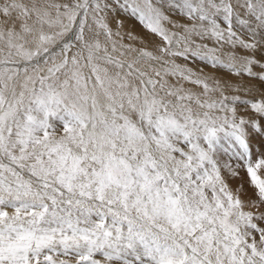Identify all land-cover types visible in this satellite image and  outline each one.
I'll list each match as a JSON object with an SVG mask.
<instances>
[{
	"label": "snow or ice",
	"instance_id": "6c2138e0",
	"mask_svg": "<svg viewBox=\"0 0 264 264\" xmlns=\"http://www.w3.org/2000/svg\"><path fill=\"white\" fill-rule=\"evenodd\" d=\"M0 264H264V0H0Z\"/></svg>",
	"mask_w": 264,
	"mask_h": 264
},
{
	"label": "bare ground",
	"instance_id": "6f19581e",
	"mask_svg": "<svg viewBox=\"0 0 264 264\" xmlns=\"http://www.w3.org/2000/svg\"><path fill=\"white\" fill-rule=\"evenodd\" d=\"M126 26H129V29L133 30L136 34L141 35V36H145V39H149V37L147 35H145L144 30L138 24H136L134 21L126 19L125 20V30H128L127 29L128 27H126ZM125 42H128L127 41V37H125ZM205 71L209 72V73H213L214 72V70L208 69V68H205ZM215 74L216 75H225L222 71L219 72V73H215ZM232 79L236 80V82H237L234 86H239L240 84H247L248 83V79L247 78H244L243 80H241L240 78H232ZM186 87H191V86L190 85H186ZM241 175L244 176L245 179H247V177L244 175L243 172L241 173Z\"/></svg>",
	"mask_w": 264,
	"mask_h": 264
},
{
	"label": "rangeland",
	"instance_id": "374dc122",
	"mask_svg": "<svg viewBox=\"0 0 264 264\" xmlns=\"http://www.w3.org/2000/svg\"><path fill=\"white\" fill-rule=\"evenodd\" d=\"M128 27L127 29H129V26H126ZM246 81V80H245ZM239 83V82H238ZM242 83V82H241ZM246 179L244 178V176H240L237 180L233 181L234 184H237V183H241L243 181H245ZM241 181V182H240Z\"/></svg>",
	"mask_w": 264,
	"mask_h": 264
}]
</instances>
